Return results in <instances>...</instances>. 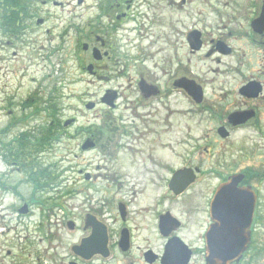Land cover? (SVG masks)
<instances>
[{
  "label": "rangeland",
  "instance_id": "obj_1",
  "mask_svg": "<svg viewBox=\"0 0 264 264\" xmlns=\"http://www.w3.org/2000/svg\"><path fill=\"white\" fill-rule=\"evenodd\" d=\"M53 1L57 4L49 2L45 7L37 5L30 9L31 16L26 19L22 18L20 22H25L26 27L22 29L23 25L20 28L14 26V37L3 35L0 31V136L2 135L1 130L7 126L11 118L25 117V121H21L19 126L9 128L7 135L4 138L1 137V141L7 145L18 131L40 126L46 121L47 116L43 112L36 116L31 114V108L27 105L29 101L23 106L24 101L29 100L31 96L39 98L44 95L46 98L48 93H52L60 106L61 122L65 118H75V122L67 126L50 149L40 151L35 155L37 156V178L39 173H47L40 178L38 189L28 181L21 168L15 170L14 167H10L8 163L0 159V264H60L67 260L71 244L77 241L76 239L82 234V230L78 227L69 229L66 226L68 219L79 224V219L84 213V211L78 212L75 209L74 206L78 202L75 196H92L96 199L106 196L109 203H112L114 198H121L127 203L134 197L135 204L129 205L130 209L134 212L138 210V215H144L143 222L139 224L141 230L138 236L149 237L152 241L151 247L156 250H159L162 240L156 234L152 217L154 218L153 215L157 211L170 209L174 215L187 224L188 227L184 232L187 242L197 246V250L200 251L199 236L207 222L206 201L210 198V190L214 186V181H202L203 178L199 177L180 199L173 202L170 198L164 201L160 198L157 204L156 197L167 194L166 186L162 183H144L148 179L151 181V175L147 173V178L143 170L139 169L143 164L142 154H137L136 157L125 156L127 152L121 148H115L110 165L103 161L102 154L106 156L109 154V151H105L109 150L108 143L111 145L115 143L117 138L115 133L119 128L118 122H120L119 120L109 121L108 118H111L110 114L117 118L119 114L125 112L124 102L120 98L114 110L101 106L90 110L86 109L84 104L87 101L98 100L105 87L117 89L118 85L126 79L116 78L109 82L90 83L89 73L84 72L82 68L88 63L90 52L83 51L81 46H78V37L83 38L82 41L88 45L93 43L88 26L89 19L94 12L89 7L91 0H87L81 10L75 8L71 0ZM223 1L193 0L191 4H185L184 9H167L164 6L160 9L159 26L152 25L150 32L142 27L137 37L123 36L117 50L130 48L127 41L131 47L137 44L129 49V52L134 56L135 48L139 47L142 57L146 59L145 66L155 74L169 70L168 57L171 48V53L177 54V57L184 63L190 57L189 67L195 82L203 83L205 80L214 79L206 86L207 98L210 99L213 96L212 88L216 90L221 86L223 90L228 91L235 85L233 72L228 71L230 72L228 75L223 78L218 77L210 69L219 68L222 63L217 64L211 58H204L202 51L187 55V48L183 43V30L189 26H200L192 23L207 15L212 17L215 12L224 9L221 5ZM212 5L217 11L212 8ZM146 10L148 12L146 7H141L140 15L144 17ZM151 12L148 13L151 14ZM185 14L189 18H185L187 17ZM163 16H170V19L164 20ZM37 17L47 18V20L36 24ZM170 20L173 21L174 28L170 25ZM139 21L145 20L141 17ZM148 34H151L149 38ZM5 40H10L11 43L4 45ZM159 48H161L160 53H155ZM246 54L240 57L243 63L238 64L235 57L229 56L224 65L238 66L243 75H246L245 78L250 71L264 70L262 54L253 50H249ZM113 60H104V62L107 61L105 63L107 67L104 72L101 71L102 74L119 68L117 65L113 68L111 64ZM131 70L133 72H130V77L136 72L135 67ZM126 94V90L123 91V95ZM129 95H131L130 91ZM172 105L176 110L174 115L176 159L173 164L176 166L180 164L178 155L185 156L187 146L191 147L195 144L194 139L214 128L215 121L208 118L207 113L202 112L200 106L193 102L190 103L178 92L175 101L170 103V106ZM188 108L192 111L188 113L178 111V109ZM159 110L160 113L166 112L163 108ZM96 113L101 115L95 120L94 114ZM104 118L106 119L105 125L102 123ZM89 125L92 132L94 130L95 133L96 130L95 135L96 137L98 135L100 146L95 151L80 152L79 147L83 141V134H80L79 128H87ZM188 127L192 140H189L187 133L183 131ZM103 130H106V134H103ZM240 135L237 134L234 138L238 139ZM234 138H231L229 143L235 145ZM119 140L122 141V139ZM12 146H14L13 143ZM247 147H249L248 144L246 147L239 146L238 148L247 149ZM15 148L16 146L13 147L14 150ZM233 152V149H230V153ZM260 155L263 156L261 150L256 153L255 157L257 167L262 160V157L258 158ZM197 157L198 155H195V160ZM240 163L246 164L247 161L243 160ZM30 168H28V173H32V165ZM79 170L83 171L81 175L78 174ZM85 173H89V181L84 179ZM23 200L32 201L30 215H20L16 212V207H19L24 202ZM142 207L147 211H142ZM262 209H264V196H261L260 202V210ZM134 212L133 216L136 215ZM75 214H79L78 218L74 217ZM139 245L145 247L147 244L144 246V242H141ZM7 252L9 254H6ZM196 258L199 260V254ZM100 262L106 264L104 260Z\"/></svg>",
  "mask_w": 264,
  "mask_h": 264
},
{
  "label": "flooded vegetation",
  "instance_id": "obj_2",
  "mask_svg": "<svg viewBox=\"0 0 264 264\" xmlns=\"http://www.w3.org/2000/svg\"><path fill=\"white\" fill-rule=\"evenodd\" d=\"M71 1L73 6L80 10L87 2V0H81L80 2L78 0ZM192 1L91 0L89 7L94 12L92 13L93 16L91 15L89 19L88 26L93 43L89 45L90 59L87 62L93 67L91 69L92 77L89 80L90 83L97 81L109 82L116 78L126 79L118 85L117 89L108 87L117 90L113 106H108L109 109H116L118 105L117 101L121 98L122 102H124L123 110L125 112L119 114L117 118L112 117L110 114L111 118H108L109 121L119 120L120 122H118L119 128L115 133L117 135L115 143L113 145L108 143L109 150L103 148L105 151H109L107 156L102 154L104 162L110 165L113 157L112 152L115 148H121L124 152H127L125 156L132 155L136 157L138 156L137 154L143 155V164L139 169L143 170L147 178L148 174L151 175V181L148 179L147 182H144L146 184L162 183L167 189V184L173 171L177 168L197 169L195 182L199 177L203 178L202 181H214V186L210 190V198L206 201L207 222L203 232L199 236L200 251L197 250V246L187 242L184 235L188 227L187 224L181 218L174 215L170 209L157 211L153 215L154 218L152 217L156 234L162 240L159 250H156V248L151 247L152 241L149 237L138 236L141 230L139 224L143 222L144 215H138V210L134 212V210L130 209L129 205L135 204L134 197L127 203L121 198H114L113 202L109 203L106 196H101V198L97 199L92 196H75V199H78V202L74 206L75 209L78 212L84 211L81 219H79L80 223L76 226L79 230H82V234L76 239L77 241L71 244L67 253L68 259L65 261L61 260L60 264H103L100 262L101 260L106 261V264H208L204 233L211 223L208 212L210 207L209 201L217 186L225 183L234 175L241 176L236 186L250 188L256 196V203L249 228L250 237L247 248L241 254L238 261L232 263L264 264V209L260 210L261 196H264V70L250 71L247 78H245L246 75H243L238 66L231 64L224 65L226 58L229 56L235 57L238 64L243 63L240 57L246 56L249 50L262 54L261 57L264 61V29L261 33H256L253 30V21L259 16L264 1L224 0L221 2L224 9L222 8L221 11H217L216 7L212 5V8L217 11L214 16L209 17L207 15L198 18L192 24L200 26H189L183 30V43L187 48V55H193L202 51L204 58H211L217 64L222 63L221 67L210 69L218 77L223 78L230 73L228 71L234 74V87L228 91L223 90L221 86L216 90L212 88L213 96L210 99L207 98L205 89L209 81L214 79L205 80L203 83L196 82L201 88L202 97L197 103L191 98V88L187 87L186 82L187 79H192L189 67L190 57L184 63L177 57V54L171 53L170 48L168 57L169 70H163V72L160 71L154 74L145 66L146 59L144 56L142 57L139 47L135 48L136 54L134 56L129 52V49L135 47L137 44L132 47L131 44L128 45L130 48H126V50H117L119 41L123 36L127 38L131 35L137 37V35H140L142 27L147 32H150L152 25L154 27L159 26L158 17L160 9L164 8V6L167 9H184V5L191 4ZM49 2L54 5L57 4L53 0H0L1 33L14 37V26L20 28L23 25L22 29L26 27L25 22H20H22V18L26 19L31 16L30 9L35 8L37 5L45 7ZM17 6L24 7L27 11L22 12V14L20 13L18 21L15 22V9ZM141 7H146L148 12L152 11L151 14L146 10L144 17L140 15ZM185 16L187 15L185 14ZM141 17L145 21H139ZM185 18H189V16ZM38 19L39 17H37ZM40 19H42L41 22L47 20V18ZM163 19L169 20L170 16H163ZM169 23L174 28L173 21L170 20ZM192 31H195L197 35L192 33ZM177 34L180 35L181 33ZM150 35L148 34L147 37L149 38ZM194 37L196 38V44L199 40L200 47L198 51H193L190 46L192 42L189 38L193 40ZM10 43V40H5L4 45ZM94 48L100 51L96 53V58L98 59H94L93 57L92 49ZM160 51L161 48L155 53H160ZM150 57L152 56L150 55ZM112 59H114L111 63L113 68L116 65L119 68L115 71L109 70L110 72L107 74H102L101 71L104 72L107 67L105 65L107 61L104 62V60ZM133 67H135L136 72L130 77L129 74L133 72L131 70ZM262 68H264V65ZM182 69L184 70L181 71ZM125 90L127 94L124 96L123 91ZM129 91L131 95H129ZM177 92L182 94L190 103L193 102L195 105L200 106L201 111L207 113L208 118L214 119L215 126L194 139L195 144L191 145V147L190 145L187 146L185 156L178 155L180 164L175 167L173 164L176 159L174 120L176 110L174 105L170 106V103L175 101ZM162 108L166 112L160 113L159 109ZM178 111L188 113L192 109H178ZM100 115V113L94 114V119L96 120V117ZM105 120L104 118V121H102L104 125L106 123ZM20 122H18L17 126H19ZM14 127L11 125L9 128L13 129ZM189 129L188 127L183 129V131L187 133L190 140ZM95 133H97L96 130ZM95 133L93 130V132L87 134L94 142V146L91 149L93 151L97 150L100 146L97 139L98 135L96 137ZM103 134H106V130H103ZM237 134L241 135L237 137L238 139H235L234 137ZM231 138L236 140L235 145L229 143ZM119 139H122V141ZM181 140L183 141L184 139ZM246 144L249 145L247 149L238 148L239 146L246 147ZM230 149H233L234 152L230 153ZM256 149L261 150L263 154V156L260 155L258 157H262V160L258 163V167L255 164V157L256 153H259V150ZM0 152H2L0 154L2 162L8 163L15 170L20 169L21 154L18 155L16 160L15 154L11 153L10 161L7 162L5 161L7 151L4 148L1 149L0 146ZM195 155H198L197 160H195ZM28 158V153L24 154V164L28 163ZM243 160L247 161V163L241 164L240 162ZM85 179L89 181L90 176ZM185 192H182L181 195ZM167 194H163V196L156 195L157 204H159L160 198H163V201L170 198L171 201L175 202L183 197L175 196L168 189ZM31 203V201H24L19 207H16V212L19 213V208L23 204H26L28 207L26 215H30ZM141 210L147 211L144 207ZM133 212L136 213L135 217L133 216ZM87 214L92 216V218L86 219ZM78 215L75 214L74 217L78 218ZM95 219L101 223L105 232L107 256L103 258L100 255H93L85 259L82 256L88 255L92 249L101 246L102 238L100 233L98 240L92 244V249H81L75 252L73 247L79 245L82 238L89 236L92 231V224L96 222ZM148 221L150 223V220ZM171 238L174 240L172 246L169 244L172 241L170 240ZM175 238L179 239V242ZM141 242H144V246L145 244L147 245L140 247L139 243ZM168 252L170 255L172 253V259L169 256V261L165 262L164 257H166ZM6 254H9V252ZM197 254H199V260L196 258Z\"/></svg>",
  "mask_w": 264,
  "mask_h": 264
},
{
  "label": "water",
  "instance_id": "obj_3",
  "mask_svg": "<svg viewBox=\"0 0 264 264\" xmlns=\"http://www.w3.org/2000/svg\"><path fill=\"white\" fill-rule=\"evenodd\" d=\"M78 1L80 2L81 0ZM260 11L258 18L253 21V30L257 33H260L264 28V5ZM192 43L193 44L190 46L193 49H197L198 45H196V42ZM83 49H87L86 43L83 44ZM89 70L90 66H87V71ZM186 82L187 87L191 88V98L198 102L201 97L199 87L191 80ZM105 98H107L106 95L101 100L105 101ZM85 107L90 109L93 107V104L87 103ZM69 122H71V120H67L64 125ZM87 145L88 143L85 142L82 147L85 148ZM240 177L241 176H233L230 179V182L220 185L218 189L215 190L212 201H210L211 205L209 212L212 224L209 226L207 233L205 234L206 257L208 264H234L232 262L236 263L241 254L247 248L255 196L248 188L244 189L236 187ZM179 178H182V182L177 180ZM193 179L194 175L191 170H178L173 174V177L169 182V187L174 193L178 194L183 191ZM20 211H25V207L23 206ZM102 227L103 226L100 224L98 226L92 224L91 234L86 238H82L79 247H77V249L80 248L84 250L87 248L92 249V244L98 240L100 233L102 238L101 246L92 249L88 255L82 256L85 259L90 258L94 254H100L103 257L107 255V250L105 249L106 236ZM173 242L174 240L169 242V244L172 246ZM171 255L169 252L167 253L166 257H164L165 262L169 261V256L172 259Z\"/></svg>",
  "mask_w": 264,
  "mask_h": 264
},
{
  "label": "trees",
  "instance_id": "obj_4",
  "mask_svg": "<svg viewBox=\"0 0 264 264\" xmlns=\"http://www.w3.org/2000/svg\"><path fill=\"white\" fill-rule=\"evenodd\" d=\"M27 9L24 7H16L15 9V22L18 21V16L22 12H26ZM79 38V37H78ZM82 40V39H81ZM79 40L78 43L81 41ZM79 46V45H78ZM29 101V104L27 102ZM25 102L23 106L26 104L31 108V114L32 115H38L42 112L47 116L46 121H44L40 126L32 127L30 129H26L22 133H18L12 141L6 143L4 141L1 144L6 146L5 149L7 151H12V148L16 146L14 153L20 154L25 153L26 151H31L32 153V173H30V179L31 182L35 186H39L40 178L45 174L46 172L39 173L38 178L36 174L38 173L37 166L35 164V158L34 154L37 152H40L41 150L49 149V146L53 144L54 141L58 140L59 135L62 134V131L64 130L61 121L59 120V113H60V106L58 105V102L56 101L55 97H53L52 93H48L46 98H44V95H41L39 98H35L34 96L29 97V100ZM19 121H24L23 118H15L13 117L10 121V125L17 126ZM9 129V126H6L1 130L2 136L6 135L7 130ZM12 143L14 146H12ZM31 169V168H30Z\"/></svg>",
  "mask_w": 264,
  "mask_h": 264
}]
</instances>
